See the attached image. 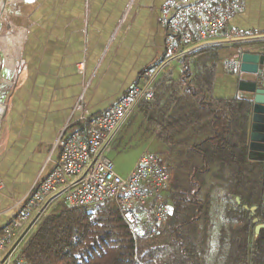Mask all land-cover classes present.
<instances>
[{
  "label": "crops",
  "instance_id": "crops-1",
  "mask_svg": "<svg viewBox=\"0 0 264 264\" xmlns=\"http://www.w3.org/2000/svg\"><path fill=\"white\" fill-rule=\"evenodd\" d=\"M8 1L5 13L0 9V31L6 21L20 38L6 76L18 88L4 107L5 114L9 108L15 117L3 125L9 134L0 133V235L32 186L51 170L59 154L55 143L64 126L78 118L72 111L79 100L88 112L100 115L128 90L153 79L155 99L137 104L114 137L130 118L142 115L159 140L160 129L183 94L179 82L184 65L189 69L188 81L211 77L208 94L215 101L243 97L240 82L264 88V65L247 64L248 69L242 71L240 59L244 53L264 55V39L208 46L168 61L160 10L169 0ZM242 2L244 10L230 27L242 37L264 36V0ZM7 46H14L12 39H7ZM195 128L173 136L171 144L184 138L189 147L203 138ZM165 146V153L156 155L161 160L172 154ZM49 147L51 159L47 157ZM35 161L39 164L29 174ZM27 174L29 180L24 182Z\"/></svg>",
  "mask_w": 264,
  "mask_h": 264
},
{
  "label": "trees",
  "instance_id": "trees-1",
  "mask_svg": "<svg viewBox=\"0 0 264 264\" xmlns=\"http://www.w3.org/2000/svg\"><path fill=\"white\" fill-rule=\"evenodd\" d=\"M189 78L184 65L183 94L159 131V140L178 154L171 165V156L162 159L170 173L166 221L141 237L111 203L61 209L27 240V264H264V229L255 237L253 223H264V163L247 158L251 103L212 100L211 77ZM191 127L203 138L189 147L171 144ZM243 207L256 209L251 215Z\"/></svg>",
  "mask_w": 264,
  "mask_h": 264
},
{
  "label": "built area",
  "instance_id": "built-area-1",
  "mask_svg": "<svg viewBox=\"0 0 264 264\" xmlns=\"http://www.w3.org/2000/svg\"><path fill=\"white\" fill-rule=\"evenodd\" d=\"M244 10L242 0H169L160 10L164 50L168 61L181 59L215 41L242 38L230 27L232 19ZM201 49V48H200ZM264 76V67H263ZM153 79L133 87L106 113L94 115L79 100L58 137V157L51 170L32 186L18 204V214L0 235V264H27L23 249L50 209L58 203L67 209L89 208L111 202L130 226L136 208L152 204V230L164 223L170 213L165 202L170 187L168 168L160 157L143 153L129 175L118 176L104 151L137 104L154 98Z\"/></svg>",
  "mask_w": 264,
  "mask_h": 264
},
{
  "label": "rangeland",
  "instance_id": "rangeland-1",
  "mask_svg": "<svg viewBox=\"0 0 264 264\" xmlns=\"http://www.w3.org/2000/svg\"><path fill=\"white\" fill-rule=\"evenodd\" d=\"M3 12L5 13V5L6 2H9L8 0L1 1ZM1 2H0V8H1ZM2 12V13H3ZM5 18V17H4ZM17 31H12L10 29L9 23L4 21L3 28L0 31V133H6L9 134L10 129H7V132L4 130L3 125L5 123H10L15 117L13 113L7 109L6 114L4 113V107L9 104L10 99L12 96H14L17 87V83L12 81L9 78H6V76L9 75L10 68L8 62H12L15 53L18 51V45H16L17 41L19 40L20 36L19 34H16ZM7 39L11 40L13 42V47L10 48L7 46L5 47V43ZM15 52V53H14ZM178 70L176 69L174 73H177ZM3 109V112L1 113ZM5 115H4V114ZM2 117H4V123L2 124ZM144 116L137 115L135 117L130 118L121 128L120 132L113 138V140L107 145L104 155L105 157L112 163L115 173L120 176L121 178L125 179L129 173V171L132 169L133 165L136 163L138 158L143 153H148L152 155H161L162 153H165L167 150L166 146L162 144L156 137L154 129L150 128L147 123L145 122ZM179 141H186V139H176ZM186 143V142H184ZM186 145V144H184ZM14 148V147H13ZM42 150H47V147L42 145L40 147ZM50 147L48 148V155L47 157L53 158L50 152ZM170 149V148H169ZM172 154L171 156V162L168 161L169 165L172 164V161H174L177 158V152L172 151L170 149ZM174 153V154H173ZM46 157V158H47ZM41 158L38 157L37 161ZM169 158V157H168ZM37 161L34 163V167L30 169V173L32 174L36 167H37ZM49 161V160H48ZM45 163V162H43ZM42 163V164H43ZM41 164V165H42ZM48 164V162H47ZM40 165V166H41ZM167 167V166H166ZM175 167V165H174ZM169 171V169H168ZM20 172H27V171H20ZM170 174V173H169ZM26 176V175H24ZM24 182H27L29 180L28 174L26 177H23ZM210 180V179H208ZM111 203V202H107ZM112 204V203H111ZM66 207L62 203H58L55 206H53L52 209H50L49 215L55 211L65 209ZM220 212L221 208H216L214 212V221L216 224L212 227V238L216 237V226H218V219L220 218ZM131 225L134 226V230L138 236L145 237L148 235H151L153 223H152V204L148 203L145 207L136 208L134 210V217Z\"/></svg>",
  "mask_w": 264,
  "mask_h": 264
},
{
  "label": "water",
  "instance_id": "water-1",
  "mask_svg": "<svg viewBox=\"0 0 264 264\" xmlns=\"http://www.w3.org/2000/svg\"><path fill=\"white\" fill-rule=\"evenodd\" d=\"M5 2V0H3ZM3 9V7H2ZM264 36H249L235 39L229 43H242V42H252L263 40ZM220 44H228L226 41H215L202 44L197 46L191 51ZM241 59V70L246 71L247 64H255L256 66L264 65V55L259 56L254 53H244L240 57ZM238 89L241 93H244L243 97H238V99L246 100L251 103L250 111V124H249V134L247 141L248 154L247 158L252 162L264 163V88H258L256 83L250 82H240ZM239 203V199H236ZM244 210L251 212V215L255 212V207L248 209L243 207ZM253 223L257 224L254 229V235L257 237L259 230L264 229V223L259 222L257 218L253 219Z\"/></svg>",
  "mask_w": 264,
  "mask_h": 264
},
{
  "label": "bare ground",
  "instance_id": "bare-ground-1",
  "mask_svg": "<svg viewBox=\"0 0 264 264\" xmlns=\"http://www.w3.org/2000/svg\"><path fill=\"white\" fill-rule=\"evenodd\" d=\"M2 4H3V3L1 2V8H2ZM1 8H0V9H1Z\"/></svg>",
  "mask_w": 264,
  "mask_h": 264
}]
</instances>
